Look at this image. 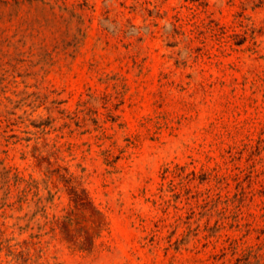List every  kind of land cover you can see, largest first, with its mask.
Segmentation results:
<instances>
[{"label": "rangeland", "instance_id": "rangeland-1", "mask_svg": "<svg viewBox=\"0 0 264 264\" xmlns=\"http://www.w3.org/2000/svg\"><path fill=\"white\" fill-rule=\"evenodd\" d=\"M0 158V264H264V0H0Z\"/></svg>", "mask_w": 264, "mask_h": 264}, {"label": "trees", "instance_id": "trees-1", "mask_svg": "<svg viewBox=\"0 0 264 264\" xmlns=\"http://www.w3.org/2000/svg\"><path fill=\"white\" fill-rule=\"evenodd\" d=\"M4 136L6 137V135ZM3 161L4 160L0 158V180L2 179L4 184L8 186H10L11 183H17L20 181L22 178L19 176V171H17V168H15L17 172H15L13 176L14 182H11V172L14 168L12 166L8 168L6 166H2ZM8 192L9 191H7L6 194H8Z\"/></svg>", "mask_w": 264, "mask_h": 264}]
</instances>
